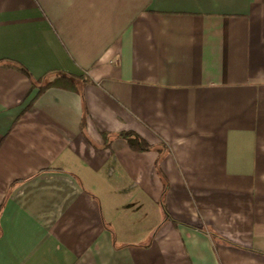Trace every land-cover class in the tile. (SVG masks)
Returning <instances> with one entry per match:
<instances>
[{"label": "crops", "instance_id": "obj_1", "mask_svg": "<svg viewBox=\"0 0 264 264\" xmlns=\"http://www.w3.org/2000/svg\"><path fill=\"white\" fill-rule=\"evenodd\" d=\"M0 264H264V0H0Z\"/></svg>", "mask_w": 264, "mask_h": 264}, {"label": "trees", "instance_id": "obj_2", "mask_svg": "<svg viewBox=\"0 0 264 264\" xmlns=\"http://www.w3.org/2000/svg\"><path fill=\"white\" fill-rule=\"evenodd\" d=\"M21 69L25 70L23 67ZM78 78L79 77L75 75L57 72L53 79L47 80L42 86H40V91L49 86H65L70 88H77ZM42 82L44 81L42 80ZM119 135L126 139L129 146L134 150H148L152 147L146 140H144L142 137L132 131H122L119 133Z\"/></svg>", "mask_w": 264, "mask_h": 264}]
</instances>
